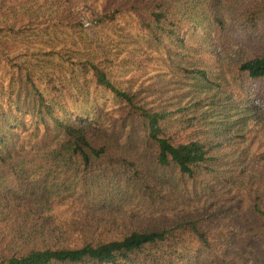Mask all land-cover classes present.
Masks as SVG:
<instances>
[{
    "label": "trees",
    "instance_id": "16d2710c",
    "mask_svg": "<svg viewBox=\"0 0 264 264\" xmlns=\"http://www.w3.org/2000/svg\"><path fill=\"white\" fill-rule=\"evenodd\" d=\"M51 6L0 0V54ZM86 13L134 22L167 47L175 80L122 89L86 55L69 81L17 67L34 113L13 115L19 94L0 106V264H264V109L243 97L264 83V0H103Z\"/></svg>",
    "mask_w": 264,
    "mask_h": 264
},
{
    "label": "rangeland",
    "instance_id": "374dc122",
    "mask_svg": "<svg viewBox=\"0 0 264 264\" xmlns=\"http://www.w3.org/2000/svg\"><path fill=\"white\" fill-rule=\"evenodd\" d=\"M45 1L53 4L52 9L45 12L46 17L37 16L17 26L15 32L2 41L5 55L0 54V106L8 110L12 97L19 94V107L13 105L16 118L28 122L34 113L31 98L15 75L17 67L49 72L61 70L65 75L63 79L69 81L74 74L72 70L78 67L75 64L94 57L122 89L135 90L140 84L149 83L150 78L158 77L161 82L175 80L174 72L167 66V47H150L134 22L126 19L98 23L88 17V8L96 7L99 11L103 0H33L40 4ZM200 39L199 36L189 37L188 48H196ZM84 55L85 58H81ZM185 83L192 84L193 80L188 78ZM262 85L264 83H248L243 94L260 110L264 109V97L256 94ZM87 97V100L94 99L91 102L105 113H111L118 106L116 100L104 93ZM85 109H88L86 105Z\"/></svg>",
    "mask_w": 264,
    "mask_h": 264
}]
</instances>
